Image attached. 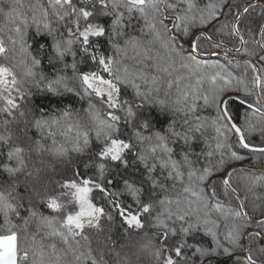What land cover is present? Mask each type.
Wrapping results in <instances>:
<instances>
[{
    "label": "snow or ice",
    "instance_id": "1",
    "mask_svg": "<svg viewBox=\"0 0 264 264\" xmlns=\"http://www.w3.org/2000/svg\"><path fill=\"white\" fill-rule=\"evenodd\" d=\"M0 16V264H264V0Z\"/></svg>",
    "mask_w": 264,
    "mask_h": 264
},
{
    "label": "trees",
    "instance_id": "2",
    "mask_svg": "<svg viewBox=\"0 0 264 264\" xmlns=\"http://www.w3.org/2000/svg\"><path fill=\"white\" fill-rule=\"evenodd\" d=\"M201 2H203V0H201ZM5 24H6L5 19L2 16H0V28H3ZM9 26H11V25H9ZM31 42L32 41H29V43H31ZM131 55H133V53L132 52H129V56H131ZM0 62H5V61H3L2 58H0ZM126 62L129 63V64H133L134 63V61H131V60H128ZM18 71H20V69H18ZM34 99L39 100L40 103L45 104V105H49L50 104L53 107L57 105V99L55 97H47V98H45V97H34ZM69 101L77 109H79L81 107V104L80 103H77L76 100L73 99V98H66L63 102L64 103H68ZM84 107H87V105L85 104ZM233 111L234 112L238 111L242 115L244 113V111H245V108L243 106H240L239 103L236 102L235 105H234V107H233ZM201 115H203V116L208 117L209 119H211L212 116H213V112H212L211 109H208V110L203 111L201 113ZM4 118H5L4 115L2 113H0V120H3ZM256 119H257L256 117H253V122H255ZM213 135H214L213 130L211 128H208L206 130V132H205V136L208 137L210 143L212 142L211 138L213 137ZM233 139H234V137H233ZM254 142L258 143L259 141L254 139ZM242 153L246 157H248V158L245 159L243 162H239L236 166H238V167L264 168V161H260V162L253 163V161L255 159L254 157L249 156L246 151H243L242 150ZM91 174H92V172L90 171L89 172V175H91ZM66 175L68 177H71L72 176L71 170H68L67 173H66ZM30 231H36V222H33L32 226L30 227ZM40 238H41L40 235L37 234V239H40Z\"/></svg>",
    "mask_w": 264,
    "mask_h": 264
},
{
    "label": "water",
    "instance_id": "3",
    "mask_svg": "<svg viewBox=\"0 0 264 264\" xmlns=\"http://www.w3.org/2000/svg\"><path fill=\"white\" fill-rule=\"evenodd\" d=\"M212 59H215V57H213Z\"/></svg>",
    "mask_w": 264,
    "mask_h": 264
}]
</instances>
